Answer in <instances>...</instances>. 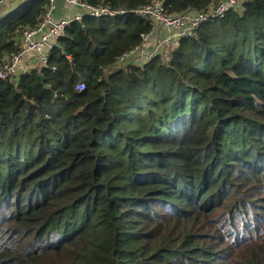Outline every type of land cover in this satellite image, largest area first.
Masks as SVG:
<instances>
[{"label":"trees","instance_id":"trees-1","mask_svg":"<svg viewBox=\"0 0 264 264\" xmlns=\"http://www.w3.org/2000/svg\"><path fill=\"white\" fill-rule=\"evenodd\" d=\"M81 1L127 13L72 22L46 67L0 80V264H264V0L121 65L154 0ZM49 5L0 22V64Z\"/></svg>","mask_w":264,"mask_h":264},{"label":"built area","instance_id":"built-area-1","mask_svg":"<svg viewBox=\"0 0 264 264\" xmlns=\"http://www.w3.org/2000/svg\"><path fill=\"white\" fill-rule=\"evenodd\" d=\"M6 0H0V3ZM247 0H220L208 11L188 10L176 15H169L164 7V2L154 0L133 11L137 17L145 19L152 24V30L142 35V44L136 49L124 54L119 59V65L132 61L133 64H146L163 52L174 48L179 40L184 37H194L200 27L213 19L224 18L231 10H242ZM55 0H50L48 10L41 23L34 29H27L22 34L19 51L6 62L0 64V80H16L31 68L23 67L25 61L33 54L38 55L36 68L48 65L52 49L58 44V39L65 35L66 29L72 22L81 21L84 17L114 18L123 16L125 10H112L105 5L93 6L81 0H64L68 8L79 11L73 18L55 20L53 17ZM162 30H167L170 35L162 36ZM39 36V39L35 38ZM152 37H157L154 46L149 45ZM77 90H85V84L80 82Z\"/></svg>","mask_w":264,"mask_h":264},{"label":"crops","instance_id":"crops-1","mask_svg":"<svg viewBox=\"0 0 264 264\" xmlns=\"http://www.w3.org/2000/svg\"><path fill=\"white\" fill-rule=\"evenodd\" d=\"M29 0H6L5 2L0 3V22L4 21L11 14L21 9ZM79 11L76 9L68 8L65 5L64 0H55L53 17L55 20L70 19L73 18ZM170 33L167 30H162V36H168ZM39 39V36L35 40ZM157 37H152L149 41V45L152 47L155 45ZM34 54V53H33ZM33 54L25 61L22 68H34L38 64V56L33 57ZM37 54V53H36ZM38 55V54H37Z\"/></svg>","mask_w":264,"mask_h":264},{"label":"rangeland","instance_id":"rangeland-1","mask_svg":"<svg viewBox=\"0 0 264 264\" xmlns=\"http://www.w3.org/2000/svg\"><path fill=\"white\" fill-rule=\"evenodd\" d=\"M22 9H23V8H22ZM22 9H20V10H17V11H16L14 14H12V15H10V16H11V17H12V16L14 17V15H16V13H18V12L22 11ZM10 16H9V17H10ZM9 17H7V18H6V20H7ZM6 22H7V21H6ZM33 57H34V58H36V57H37V54H36V53H34V54H33Z\"/></svg>","mask_w":264,"mask_h":264},{"label":"water","instance_id":"water-1","mask_svg":"<svg viewBox=\"0 0 264 264\" xmlns=\"http://www.w3.org/2000/svg\"><path fill=\"white\" fill-rule=\"evenodd\" d=\"M65 54H66V52H64ZM46 87H48V86H46Z\"/></svg>","mask_w":264,"mask_h":264}]
</instances>
